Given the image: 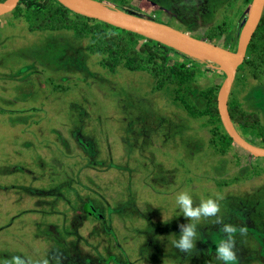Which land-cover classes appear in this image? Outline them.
I'll list each match as a JSON object with an SVG mask.
<instances>
[{
  "label": "rangeland",
  "instance_id": "obj_1",
  "mask_svg": "<svg viewBox=\"0 0 264 264\" xmlns=\"http://www.w3.org/2000/svg\"><path fill=\"white\" fill-rule=\"evenodd\" d=\"M94 1L201 39L214 36L230 50L251 3ZM25 8L19 0L0 15V264H14V256L26 264H222L215 247L223 224L237 227L234 264H264V156L229 141L221 121L207 119L210 110L194 115L174 98L183 85L158 87L150 68L191 72L184 95L201 111L224 71L140 35L136 46L153 49L142 53V68L112 70L70 28L30 30ZM253 56L247 48L244 59ZM228 102L257 115L255 126L234 125L264 147V60L259 72L243 60ZM181 192L194 207L216 199L222 220L196 221L187 253L172 244L188 223L176 203Z\"/></svg>",
  "mask_w": 264,
  "mask_h": 264
},
{
  "label": "trees",
  "instance_id": "obj_2",
  "mask_svg": "<svg viewBox=\"0 0 264 264\" xmlns=\"http://www.w3.org/2000/svg\"><path fill=\"white\" fill-rule=\"evenodd\" d=\"M25 3V10L23 16L28 23V28L32 29H63L70 28L74 34L79 37L87 38V49L92 52L102 54L101 63L110 67L112 70L116 66L121 65L128 69H140L142 64V53H153L151 45L143 43L137 47V43L134 42L135 37L138 35L134 32L120 29L106 22L92 19L80 14H76L65 6L58 3L56 0H20ZM158 21V20H157ZM223 31L221 28L218 32ZM146 41L155 43L157 45L170 48L157 41L147 39L141 36ZM208 41L217 44V39L214 36H209ZM249 53L254 54L251 59H244V62L251 63L255 72H259V66L264 60V6L262 13L257 24V27L252 35L251 41L248 45ZM258 51L257 56L255 52ZM252 60V61H251ZM182 66L173 64L171 67L156 63L150 68L152 74L156 77L157 86H161L163 83L169 82L171 84L183 85V87L174 89L175 99H182L180 102H184L185 106L193 112V114H204L210 110L211 113H207V119L213 116L220 121V117L217 110L216 95L208 93L209 102L207 103L206 110H202L191 101H188L184 90L187 88L185 83L190 82L192 73L181 68ZM219 89V87H218ZM207 94V91H204ZM210 94V95H209ZM228 111L232 122H242L245 125H257L258 119L255 113H246L244 111L237 110V107L232 106L228 102ZM212 119V118H211ZM259 133L263 136L264 130H260ZM226 138L232 141L231 137L224 132Z\"/></svg>",
  "mask_w": 264,
  "mask_h": 264
},
{
  "label": "water",
  "instance_id": "obj_3",
  "mask_svg": "<svg viewBox=\"0 0 264 264\" xmlns=\"http://www.w3.org/2000/svg\"><path fill=\"white\" fill-rule=\"evenodd\" d=\"M56 1L76 14L106 22L120 29L131 31L147 39L157 41L184 54L213 62L225 73V77L216 95L217 110L224 130L236 144L253 156H264V147L255 145L243 138L235 128L228 111V96L237 67L246 56L248 45L262 13L264 0H251L235 50H230L208 40L195 37L167 23L114 9L94 0ZM18 2L19 0L0 1V15L12 11ZM93 213L99 215L95 211Z\"/></svg>",
  "mask_w": 264,
  "mask_h": 264
},
{
  "label": "clouds",
  "instance_id": "obj_4",
  "mask_svg": "<svg viewBox=\"0 0 264 264\" xmlns=\"http://www.w3.org/2000/svg\"><path fill=\"white\" fill-rule=\"evenodd\" d=\"M176 203L179 206L182 214L188 218V223L180 225L181 232L179 237L172 240L174 247L181 252H189L193 249L197 240V224L201 217H217V222L222 223V220L217 213L220 211V205L216 199L209 197L202 200L198 206H193V198L188 192H181L176 197ZM241 233L245 231L243 227L239 229ZM222 232L225 236L220 243L215 247V255L217 260L222 264H234L236 253L234 251L233 233L237 232V227L232 224H223ZM14 264H26L21 256L12 257ZM47 264V261L44 262Z\"/></svg>",
  "mask_w": 264,
  "mask_h": 264
},
{
  "label": "flooded vegetation",
  "instance_id": "obj_5",
  "mask_svg": "<svg viewBox=\"0 0 264 264\" xmlns=\"http://www.w3.org/2000/svg\"><path fill=\"white\" fill-rule=\"evenodd\" d=\"M199 4L198 0H197V5ZM190 5H194L193 3H191Z\"/></svg>",
  "mask_w": 264,
  "mask_h": 264
}]
</instances>
